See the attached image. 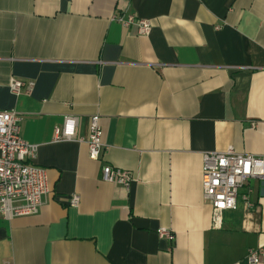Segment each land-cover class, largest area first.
Instances as JSON below:
<instances>
[{
	"label": "crops",
	"instance_id": "crops-1",
	"mask_svg": "<svg viewBox=\"0 0 264 264\" xmlns=\"http://www.w3.org/2000/svg\"><path fill=\"white\" fill-rule=\"evenodd\" d=\"M127 15L150 34L122 28ZM11 79L33 88L15 96ZM11 110L48 194L36 215L0 220V264H249L264 249V182L219 230L201 186L204 154H264V0H0V111ZM95 115L99 160L53 143L65 117L86 138ZM105 165L131 174L128 191L101 180Z\"/></svg>",
	"mask_w": 264,
	"mask_h": 264
},
{
	"label": "built area",
	"instance_id": "built-area-1",
	"mask_svg": "<svg viewBox=\"0 0 264 264\" xmlns=\"http://www.w3.org/2000/svg\"><path fill=\"white\" fill-rule=\"evenodd\" d=\"M116 20L124 29L135 26L140 36L150 34V23L134 15L117 17ZM8 88L15 96L22 89H25V94H29L33 83L11 79ZM21 122L22 116L15 111H0V220L7 222L36 215L48 194L45 171L32 164L37 146L21 138ZM77 125V117H65L53 131V143L75 141L86 144L89 158L99 160L107 149L102 142L99 116L90 117L86 138L76 137ZM101 180L128 191L132 176L126 171L105 165L101 169ZM254 180L264 182V154L242 155L233 147H228L223 152L203 155L201 186L203 199L211 207L213 229L222 228L223 213L236 209L239 195L245 204H250L249 191L244 194L241 191ZM78 203L79 197L75 195L69 200L72 208L77 207ZM158 235L169 242L174 241L168 229H160ZM246 259L249 264H259L264 259V249H251Z\"/></svg>",
	"mask_w": 264,
	"mask_h": 264
}]
</instances>
